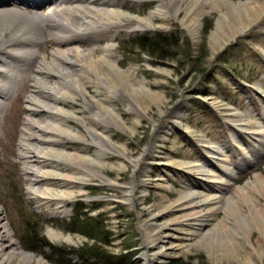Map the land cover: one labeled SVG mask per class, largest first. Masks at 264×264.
I'll list each match as a JSON object with an SVG mask.
<instances>
[{
  "label": "rangeland",
  "instance_id": "374dc122",
  "mask_svg": "<svg viewBox=\"0 0 264 264\" xmlns=\"http://www.w3.org/2000/svg\"><path fill=\"white\" fill-rule=\"evenodd\" d=\"M259 2L262 4L264 0H231L225 7L209 11L194 35L188 26L182 25L187 17L186 7L178 19L171 17L160 21L154 18L143 30L127 27L124 29L126 32H119L114 44L116 57L124 70H135L131 86L137 88L144 83L149 93L143 90L135 100V96L132 98L119 88V95L110 106L116 110L120 120L96 112L102 124L93 133L83 125L94 106L85 108V98L78 96L73 107L82 120L81 123L70 121V126L82 132L87 142L68 141L67 152L85 151L86 155L101 160L105 166L101 171L96 169L98 178L88 179L90 183L85 186L78 185L69 200L48 202L29 194V181L33 177L21 160L19 148L28 118L26 101L32 90L13 92L6 102L0 99V218L12 240L23 251L41 256L49 264H56L55 260L80 264L76 255L59 257L48 247L30 249L32 232L29 229L39 231L41 228L42 236L59 248H84L93 244L87 236L72 235L60 227L73 221L77 217L76 212L85 208L84 213L93 218L104 217L111 241L108 251L114 256L132 257L133 264H165L172 259H184L192 264H264V238L254 227L255 223L249 229L251 243L240 231L234 241L225 240V236L235 235L234 229L240 220V212L232 207L230 218H227L228 228L217 232L223 241L215 242L218 252L215 257L209 254L206 246L198 243L204 234L214 229L215 224L223 221L225 210H222L221 203L218 205L221 211L213 226L199 229L201 233L195 237L189 252L184 253L173 243V238L166 237L173 235L169 230L158 232L171 219L162 215L161 208L176 201L180 191H186L189 183H194L193 179L183 183L182 174L174 172L166 164L169 161L207 163L202 141L224 150L227 160L233 165L231 170L235 179L224 195L231 197L245 184L252 183V187H256L260 183L263 186L261 196L258 193L249 196L259 199L260 205H264V142L254 148L256 143L247 141V132L235 126L264 125V15L256 26L246 28V24L239 22L242 14L252 15L256 9L255 13ZM126 3L125 8L133 15L148 16L155 10L153 3L138 4L134 0ZM14 8L24 13L32 12L23 5ZM194 16H189L185 24L191 25ZM220 20L224 27L219 30V36L225 40L220 45H223L221 49L213 40ZM243 27L246 31L238 34L237 31ZM156 39L161 40L160 50L156 47L158 53L140 48L142 40ZM41 49L49 58L57 50L52 44ZM88 92V96H97L94 88H89ZM229 108L235 110L239 117L229 116ZM146 150L152 156L151 160L144 157L137 167L130 164V160L140 158ZM244 150L250 151L251 155ZM206 165L219 166L215 160L214 164L208 162ZM257 175L261 180L255 179ZM106 178L115 186L103 185ZM159 178L166 180L163 186L169 189L160 187ZM210 186L215 188L213 184ZM130 188L132 194L127 192ZM56 195L61 196L59 193ZM255 202L242 207L245 219ZM193 228L184 227L182 232L193 233ZM52 229L62 236L74 238L75 243L69 245L52 240L49 237ZM155 236L156 239L163 237V242H152ZM230 244L235 255L228 257V252L222 249Z\"/></svg>",
  "mask_w": 264,
  "mask_h": 264
},
{
  "label": "bare ground",
  "instance_id": "6f19581e",
  "mask_svg": "<svg viewBox=\"0 0 264 264\" xmlns=\"http://www.w3.org/2000/svg\"><path fill=\"white\" fill-rule=\"evenodd\" d=\"M126 1L0 0V99L6 102L9 101L13 92L24 93L28 89L32 90L26 101L29 111H27L28 118L21 135L19 153L23 164L29 170L28 174L33 177L29 181V194L34 197L48 202L69 200L78 185L89 184L88 179L92 180L98 176L96 169L101 171L105 166L101 160L90 158L84 153L85 151L67 152L68 141L87 142L82 132L70 126V121L81 123L82 120L78 116L77 109L73 107V103L78 102L79 95L85 98L83 104L85 108L89 109V105L94 106L90 116L84 119L83 125L90 133H93L95 128L102 124L98 121L96 112L99 115L104 113L117 121L120 120L116 110L110 106L111 101L119 95V88L132 98L135 96V100H138L137 96L143 90L146 94L149 93L144 83L137 88L134 85L131 86L132 79H135V70L132 68L124 70L122 62L116 57L114 44L120 36L119 32H126L124 29L127 27L143 30L154 21V18L160 21L171 17L178 19L179 14L186 7L187 17L182 25L188 26L191 34L194 35L205 14L225 7L231 0H134L138 4L153 3L155 5V10L150 11L148 16L133 15L129 9L125 8ZM17 5H23L26 10L32 12L17 11L14 8ZM260 5L255 13L256 9L252 11L254 14L252 12V15L248 14V16L242 14L240 24H246V28L256 26V22L264 15V3ZM241 7L239 6L240 9ZM189 16L194 18L191 20V25H186L185 21ZM222 24L220 20L217 23L218 29L213 34V40L220 49L223 47L220 45L225 42L219 36ZM246 28H240L237 31L238 34L244 33ZM104 43L107 44L104 45ZM48 44L55 45L57 49L52 53L51 58L41 49ZM40 49L43 52H40ZM30 82L32 85H29ZM89 88H94L97 96H88ZM227 111L229 116L239 117L235 110L229 108ZM235 126L247 132V141L256 143L254 148L264 142V125L261 127L256 125L243 127V124ZM201 145L205 149L207 163L214 164L215 160L219 166L213 168L212 165L207 166V163L181 161H169L166 164L175 170L174 172L182 174L183 183L188 182L189 179H193L194 183H189L190 186L186 191H180L176 201L161 208L162 215L170 216L171 219L158 232L169 230L173 235L170 233L171 236L166 237L173 238V243H176L184 253L189 252L195 237L201 233L199 229L213 226L222 208L225 210L223 221L215 224L214 229L204 234L198 241L199 244L207 247L210 255L215 257L218 253L215 242L223 241V237L219 238L217 232L228 228L227 218L231 211L230 207L238 210L241 215L238 223H235L237 225L234 229L235 235H227L225 240L234 241L237 232L240 231L246 236L247 242L251 243L249 229L252 223H255L254 227L264 238V205H260L259 199L249 196L253 193L261 196L263 186L258 183L256 187H252V183H248L237 188L233 196H225L224 194L231 188L235 179L231 170L233 165L227 160L224 150L204 141ZM247 151L244 150L247 155H251L250 151ZM144 157L152 159L146 150L140 158L130 160V164L137 167ZM255 179L261 180V176L257 175ZM158 182L160 187L169 189L164 187L166 183L164 178H159ZM102 183L109 187L115 186L107 178L103 179ZM210 184L215 185V188ZM127 192L133 193L131 188ZM56 193L61 196H54ZM254 201L256 202L251 206L252 209L245 219L242 207L249 206ZM220 203L223 204L221 208L218 207ZM184 227H194L193 233H183ZM49 237L69 245L75 243L74 238L62 236L54 229L49 230ZM156 240L161 243L164 238L152 237V242L156 243ZM222 251L228 252V257L235 255L231 244ZM0 264L49 263L41 256L23 251L12 240L0 218Z\"/></svg>",
  "mask_w": 264,
  "mask_h": 264
},
{
  "label": "trees",
  "instance_id": "16d2710c",
  "mask_svg": "<svg viewBox=\"0 0 264 264\" xmlns=\"http://www.w3.org/2000/svg\"><path fill=\"white\" fill-rule=\"evenodd\" d=\"M161 40H142L140 48L144 51L157 52L156 47L160 45ZM159 48V47H158ZM160 50V48H159ZM85 208L81 209L77 213V217L73 219L70 223L62 225V230L69 234H79L81 236H87L92 242V245H85L84 248L66 250L59 248L57 246L51 245L46 238L42 236V229L31 230L32 235L30 249L37 250L36 248L48 247L52 249L59 257L61 256H77L81 261L80 264H133L132 257L125 255H112L107 247H109L110 233L106 231L108 226H105V220L103 216H98L93 218L89 214L84 213ZM34 233V234H33ZM29 242V243H30ZM56 264H73L69 261L55 260ZM77 264V263H76ZM165 264H192L191 262L185 261L184 259H172Z\"/></svg>",
  "mask_w": 264,
  "mask_h": 264
}]
</instances>
